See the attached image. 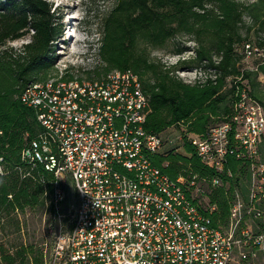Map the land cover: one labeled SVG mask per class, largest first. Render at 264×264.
I'll return each mask as SVG.
<instances>
[{
	"label": "built area",
	"instance_id": "1",
	"mask_svg": "<svg viewBox=\"0 0 264 264\" xmlns=\"http://www.w3.org/2000/svg\"><path fill=\"white\" fill-rule=\"evenodd\" d=\"M243 19L251 21L248 15ZM241 52L246 68L264 59V46L246 42ZM215 72L175 71L185 83L214 78ZM20 100L36 109L44 127L22 157L55 174L53 205L62 198L64 176L75 195L42 264H239L259 254L264 259V231L254 230L264 218V162L258 150L264 106L244 89L229 121L210 126L206 134L186 135L200 161L216 171L227 154L247 161V194L235 193L223 227L211 226L208 214L215 206L205 197L218 178H171L147 157L166 141L144 131L149 100L130 69L30 82Z\"/></svg>",
	"mask_w": 264,
	"mask_h": 264
},
{
	"label": "trees",
	"instance_id": "2",
	"mask_svg": "<svg viewBox=\"0 0 264 264\" xmlns=\"http://www.w3.org/2000/svg\"><path fill=\"white\" fill-rule=\"evenodd\" d=\"M243 15L250 17V23ZM57 19L47 0H0L1 217L42 205L54 190L55 174L41 162L22 157V151L44 127L36 109L23 103L20 94L30 82L49 79L54 42L61 33ZM25 34L29 40L19 47L6 45ZM178 36L193 41L191 54L172 64L149 58L148 47H160ZM246 42L264 46V0H114L101 19L95 42L102 70L95 67L88 71L87 78L115 68L130 69L138 75L149 100L142 123L147 133L183 125L177 146L148 153L147 157L171 178L195 174L197 178L220 180L205 192L207 202L215 206L208 214L214 227L227 224L235 193L242 195L243 178H248L247 161L227 154L222 170L216 171L200 161L186 135L206 134L210 126L229 121L241 89L264 106V94L259 90L264 59L255 60L254 69L244 67L241 48ZM191 66L214 68L215 77L185 83L175 71L190 70ZM263 148L264 135L258 146L259 157L264 156ZM20 220L17 217L13 223L19 235ZM13 246L9 251L0 244V264H42L41 251H33L31 244L20 241Z\"/></svg>",
	"mask_w": 264,
	"mask_h": 264
},
{
	"label": "rangeland",
	"instance_id": "3",
	"mask_svg": "<svg viewBox=\"0 0 264 264\" xmlns=\"http://www.w3.org/2000/svg\"><path fill=\"white\" fill-rule=\"evenodd\" d=\"M51 2V10L58 16L61 33L54 42L53 67L49 70V78H60L72 75L73 78L86 79L89 72L98 67L102 70L96 55V38L102 17L111 7L114 0H47ZM88 1V2H87ZM73 17V18H72ZM75 31V36L71 33ZM31 30H29V34ZM29 34L8 40L7 46L19 47L29 40ZM72 37V38H71ZM252 38L253 35H251ZM193 41L186 36H178L172 40H166L160 47H148L149 58L159 60L165 64H172L178 58L186 57L192 53ZM186 47L183 51L180 48ZM84 57V59H83ZM193 66V65H192ZM191 66V69H192ZM259 85V90L264 94V82ZM181 129L179 126H169L160 133L163 141H166L160 151L168 147L177 146ZM264 150V148L262 149ZM260 157L264 159L263 155ZM242 195L247 194L248 178H243ZM61 200L53 205L51 197L47 194L42 205L26 208L23 213L12 212L6 217L0 216V244L9 251L14 249V244L22 241L31 244L33 251H41L46 254L59 229L60 223H67L71 212V206L75 201L72 182L67 176L63 177L60 186ZM264 210V202L261 203ZM15 215V216H14ZM19 217L21 235L15 232L14 221ZM247 223H251L247 220ZM253 224V223H252ZM254 225V224H253ZM255 232L264 231V218L255 223ZM263 256L259 254L257 259H246L239 264H261Z\"/></svg>",
	"mask_w": 264,
	"mask_h": 264
},
{
	"label": "bare ground",
	"instance_id": "4",
	"mask_svg": "<svg viewBox=\"0 0 264 264\" xmlns=\"http://www.w3.org/2000/svg\"><path fill=\"white\" fill-rule=\"evenodd\" d=\"M72 18H73V17H72ZM72 34L75 36V31H73V32L71 33V35H72ZM71 38H72V37H71Z\"/></svg>",
	"mask_w": 264,
	"mask_h": 264
},
{
	"label": "crops",
	"instance_id": "5",
	"mask_svg": "<svg viewBox=\"0 0 264 264\" xmlns=\"http://www.w3.org/2000/svg\"><path fill=\"white\" fill-rule=\"evenodd\" d=\"M260 79H262V81H264L263 77L260 76Z\"/></svg>",
	"mask_w": 264,
	"mask_h": 264
}]
</instances>
